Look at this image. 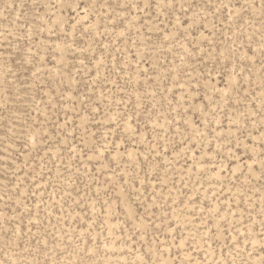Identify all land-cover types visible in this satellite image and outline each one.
Returning <instances> with one entry per match:
<instances>
[{
  "label": "snow or ice",
  "instance_id": "6c2138e0",
  "mask_svg": "<svg viewBox=\"0 0 264 264\" xmlns=\"http://www.w3.org/2000/svg\"><path fill=\"white\" fill-rule=\"evenodd\" d=\"M13 4L5 7L11 8ZM65 8L69 16L56 15ZM29 10L35 13L31 22L25 19L21 27L17 16L16 21H10L9 30L0 32V37L14 38L7 40L6 54L14 58L20 69L32 72L37 89L41 87L35 83L41 79L39 72L54 61L52 68L47 69V79H52L55 69L59 82L49 103L55 100L52 107L64 110L63 125L58 120L54 123L67 130L55 147L49 144L51 155L47 163L52 167L48 171L51 173L54 168L55 179L68 186L61 189L65 195H72L69 188H75L78 195L83 183L88 196L90 182L95 183V197H89L94 213L101 195L100 176L106 177L105 185L119 176L115 182L121 185L122 202L126 205L125 227L118 235H113L111 229L107 236L103 231L92 235L93 219L88 233L81 231L79 236H71L63 229L59 236L42 230L41 203L35 202L37 211L33 217L26 202L36 192L27 188L21 191V177L14 173L17 182L8 181L3 186L0 201H5L4 207L9 208L8 202L15 200L12 212L18 215L19 223H12L17 215L9 217L0 212V253L7 257L0 259V264H101L96 258L101 254L107 256L117 247L122 253L125 247L128 252L138 251L139 264H237L235 256L247 251L248 237L254 230L252 211L243 207H251L249 194L254 189L260 194L259 235L264 237V0H259V4L256 0H31ZM36 20L40 23L35 24ZM13 23L15 28L11 27ZM45 31L47 39L43 38ZM100 46L97 58L94 48ZM89 52L91 59L83 55ZM4 54L0 53V59ZM74 60L82 68H76ZM3 63L7 65L9 61ZM89 65L95 68V75L86 85L92 94L82 93L74 99L66 94L78 82L72 69L90 75ZM257 65L259 70L254 71ZM219 84L224 87H218ZM97 91L99 96L95 97ZM76 100L80 101V110L76 109ZM62 101L72 103L65 107ZM69 111L75 112L70 127ZM53 114L59 116L58 112ZM44 115L47 122V112ZM94 124L103 128H97L99 136L91 131ZM27 135L35 148L36 133ZM44 136L40 137L42 142ZM206 152L222 158L219 172H215V164L211 167L221 194L227 188V211L197 205L194 196L188 198L193 204L189 208V203L180 199L188 196L183 173H202L201 161ZM64 153L68 154L67 163ZM224 153L228 155L223 156ZM45 166L41 163V173ZM29 167L35 172L36 166L25 160L18 165L17 173ZM225 171L227 175H221ZM177 173L180 187H176ZM81 176L87 180H81ZM53 178L50 175L49 181ZM40 179H44L43 175ZM33 185L42 186L34 178ZM104 191L107 194L108 189ZM212 195L218 203L219 195ZM233 199L241 224L244 212L248 211L247 233L235 224L225 226L229 215L236 217L231 208ZM178 200L183 207L177 215ZM131 201H140L144 212L133 211ZM73 203L80 207L84 200L74 199ZM198 206L201 213L207 211L209 215H197ZM100 207L111 214L110 199H105ZM25 215L29 225L36 226L35 233L32 226L24 231ZM46 215L50 217L51 212L46 211ZM47 223L50 225L51 219ZM232 228L244 237L243 249L238 236H232L229 242ZM215 247L220 248L221 259L209 261L207 256L215 252ZM225 249L228 256H233L231 261L225 256ZM260 250L259 264H264V239L260 241ZM201 251L205 253L203 259L193 255ZM240 264L247 261L241 260Z\"/></svg>",
  "mask_w": 264,
  "mask_h": 264
},
{
  "label": "rangeland",
  "instance_id": "374dc122",
  "mask_svg": "<svg viewBox=\"0 0 264 264\" xmlns=\"http://www.w3.org/2000/svg\"><path fill=\"white\" fill-rule=\"evenodd\" d=\"M52 2H58V0H52ZM67 2V0H66ZM257 4H259V0H256ZM5 4H13V0H0V32L9 30L10 21H16V17L20 16V20L17 22L21 27L24 26L25 19L32 21V17L35 15L34 12L29 10V6L31 4V0H15V3L11 8H6ZM23 4L24 7H20L19 5ZM82 11V10H81ZM23 13V15H21ZM69 11L67 8L64 9L63 13L57 11L56 15H63L64 17L69 16ZM7 17V19H5ZM35 24H39L40 21L36 20ZM15 23L11 25L12 28H15ZM79 36V29L77 32ZM44 39L48 38V33L45 31L43 35ZM8 39H14L13 37H0V53H5L0 59V194H3V186L8 184V181H12L16 183V175L18 174L21 177L19 181L21 184V191L27 188L29 191H35L36 196L28 197L26 202L32 208V215L35 217L36 208L35 202L39 201L41 203L40 208V219L42 221L41 228L42 230H47L49 232L56 233L57 236L61 235L60 229H63L64 232L69 233L71 236H79L81 231L85 234L88 233V224L95 219V223H92V235H95L98 231H103L104 235H108V230L111 229L113 235H118L120 233V229L125 227L123 223L125 220L124 208L126 205L122 202L123 198L121 196V185L120 183H116V180H119L120 177L117 176L113 181H110L107 185L103 183L106 179L104 176H100L101 180V195L100 201L97 202L95 213L91 207L92 200L89 197L94 198L96 192V185L93 182L91 191L88 196H85V188L83 183L79 185V194L75 188H69L68 190L72 193L71 196L65 195V193L61 190L62 188L68 187L62 181L55 179L56 172L55 169H52V172L49 173L48 169L51 164H48V158L51 153L49 152V144L55 147L56 141L60 140V137L63 135V131L67 129H61L56 126L54 121L59 122L60 125H63L65 115L64 110L60 107L53 108L52 104L56 103L55 100L52 103L49 101L56 94L58 89L59 77L56 76L55 69L51 72L52 79H47L49 73L47 69H51L54 61L47 63L43 66L41 71L39 72V76L41 79L36 81L41 87L37 89L34 87V80L32 79V72L22 70L15 63L14 58H9L6 54V42ZM97 53V58H99V52L102 50V46L100 48H94ZM83 55L87 56L91 59V53H84ZM169 58L171 55L169 54ZM71 60L72 58L69 57ZM4 60H8L9 63L5 65L3 63ZM76 65V68H82L78 60L73 61ZM87 63V61H86ZM134 66V62H133ZM28 66H26L27 68ZM92 73L90 75H86L83 70L79 73H76L75 68L72 69L73 74L76 76L78 82L72 85V90L70 94L75 99L80 96L82 93L92 94V90L87 88L86 85L95 75V68L92 65ZM259 66L254 71H258ZM103 70L101 71V78H103ZM65 79V85H67V77ZM5 80L9 83L6 85ZM111 87V85H109ZM218 87L223 88V84H219ZM47 93V94H46ZM111 95V93H109ZM99 96V92L97 91L95 97ZM94 97V98H95ZM67 107L72 103V101H62ZM258 103V101H257ZM121 110H123V105L120 106ZM76 109H81V104L79 100H76ZM113 111H115V105H113ZM45 112L48 114V120L45 122ZM54 112H58L59 116L54 115ZM83 115V112H81ZM75 116L74 111L68 112L69 118V127L71 126L72 118ZM77 124L80 123L79 120L76 121ZM91 131L97 132V128H100V131H103V128L99 125H91ZM34 132L37 135V144L36 147L33 148L31 142L28 139V133ZM47 133L46 136L44 134ZM99 132H97V136H99ZM44 136V141L42 142L40 137ZM71 140V137L69 138ZM62 143V142H61ZM77 143L79 141L77 140ZM205 147H207V141L204 142ZM215 147V144L212 146ZM61 151H63L61 149ZM48 153V155H46ZM65 161L67 163V153H64ZM227 153H224L223 156H227ZM41 157L44 160H41ZM55 159V157H53ZM126 159V157H125ZM25 160H28L30 165H35V172L32 171L31 167L19 170L17 173V167L20 164H23ZM87 158L85 157V161ZM222 162V158L220 156L213 155L212 152H206L203 154V159L201 161V165L203 166V172L199 173L194 170L192 174L188 172H184L183 175L185 177V183L187 187L184 188V191L188 193V196H180L181 200H184L186 203H189V197H195V204L200 206H210L213 209L222 208L224 211L228 210V203H226V197L228 196L227 188L225 187L223 190V194H221L220 183L215 179L214 172L212 169V165H216L215 172L220 171V164ZM41 163H45L46 166L41 173L40 165ZM56 163H60L59 160H56ZM77 163V161H73V164ZM94 163V162H93ZM191 163V161H189ZM225 165L228 164L227 160H223ZM250 163V161H249ZM180 164H183V160L180 161ZM235 165H233L234 167ZM179 167V165L177 166ZM61 170L63 171V166H61ZM81 171L83 169L81 168ZM73 172H75V167H73ZM15 173V174H14ZM30 173V175H29ZM43 175L44 179L41 180L40 176ZM54 177L51 181H49V176ZM108 175H111L109 173ZM191 175V179L188 177ZM221 175H227V171L221 173ZM33 178L38 181L42 186L35 187L33 185ZM128 179L127 176L124 177ZM177 185L176 187H180L179 183V173L176 176ZM81 180H87L86 177L81 176ZM199 180V183H197ZM75 184V179L73 180ZM224 184H228V181H224ZM203 184L201 188L200 185ZM46 185V186H45ZM53 185H55V191L53 190ZM11 187V185H8ZM171 187V185H169ZM107 188V194H105L104 189ZM125 190H127V185H125ZM167 191V189L165 190ZM235 189H233V196H235ZM213 193L219 195V202L217 203L216 199L213 197ZM42 194V195H41ZM172 195L175 197L177 193L173 190ZM252 197V205L249 207L248 205H244V208H247L248 211H252L251 221L253 223V231L252 234L248 237L247 243V251H241L240 255H236V262L240 264L241 260L247 261V264H259L260 256L262 255L260 250V241L264 239L259 235L260 233V225L259 220L261 217L258 215L259 213V192L255 189L252 193H250ZM61 196H63V200H61ZM83 198L84 203L77 207L74 203V199ZM24 199V197H22ZM110 199L112 202V210L111 214H107L105 211L101 210L100 204L105 200ZM202 202V203H201ZM10 204L9 208H5V201H0V212L6 213L9 217L13 215H17L12 212V207H15L16 202L13 199L8 202ZM131 208L133 211H137L138 214L144 212V208L140 207V201H131ZM61 204H64V211H61ZM200 206L196 207L197 215H205L208 216L209 213L207 211L201 213ZM183 206L179 204V200L177 201V212L179 214L180 208ZM193 207L192 203H189V208ZM231 208L233 211H236V217H232L229 215L228 223L225 226H231L235 224L240 228L241 232H248V228L245 226L250 223V218L248 215V211L244 212L243 215V224L240 223V211L236 210L235 199H233ZM23 211V208L20 209ZM46 211L51 212V216L48 217L46 215ZM153 211H157V209H153ZM171 211V209H170ZM187 211V209H185ZM85 212L87 216H85ZM71 213V215H69ZM119 213V216H117ZM159 214V213H158ZM214 215V213H213ZM83 217V219H81ZM48 219H51V224L47 223ZM59 221V222H58ZM13 224L19 223V217L17 215V220L12 221ZM221 223H224L221 221ZM56 225V227H53ZM29 226L33 227V233L36 232V226L29 225L27 215H25L23 220V229L27 231ZM215 230V229H214ZM126 235V234H125ZM226 235H229L226 233ZM232 236H238L240 240V248H244V237L239 236V234L235 231V228H232L231 234L229 235V242L231 243ZM102 239V238H101ZM111 239V237H109ZM163 239V237H161ZM255 241V245L253 244ZM223 243V240L220 241ZM103 252V245H101ZM255 248V250H254ZM175 253V249H173ZM251 252L252 255L249 256L248 253ZM193 255H197L199 258L203 259L205 253L201 251L200 253H193ZM233 255H235V250L233 251ZM226 258L231 261L233 256L227 255V249H225ZM140 253L138 251L128 252L127 247L124 248L123 253L120 251L119 247H117L114 251H110L107 256L101 254L96 259L100 260L101 264H139ZM2 253H0V259H6ZM71 259H75V257H70ZM15 259V257H13ZM209 261L220 260V248L215 247V252L209 254L207 256Z\"/></svg>",
  "mask_w": 264,
  "mask_h": 264
}]
</instances>
